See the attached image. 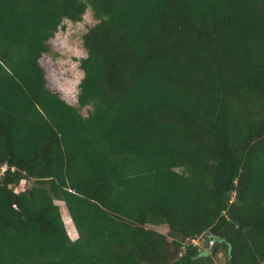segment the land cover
<instances>
[{
  "label": "trees",
  "instance_id": "obj_1",
  "mask_svg": "<svg viewBox=\"0 0 264 264\" xmlns=\"http://www.w3.org/2000/svg\"><path fill=\"white\" fill-rule=\"evenodd\" d=\"M87 9L73 105L39 58ZM215 256L264 264V0H0V264Z\"/></svg>",
  "mask_w": 264,
  "mask_h": 264
},
{
  "label": "rangeland",
  "instance_id": "obj_2",
  "mask_svg": "<svg viewBox=\"0 0 264 264\" xmlns=\"http://www.w3.org/2000/svg\"><path fill=\"white\" fill-rule=\"evenodd\" d=\"M95 22L96 20L93 18L90 9H87L82 20L78 22L65 19L62 23L63 27H59L48 40L50 50L39 58V63L46 78V86L73 105L77 104L78 84L83 76V71L80 68V59L86 55L82 36ZM82 113L86 114V108L82 109ZM19 184L17 190L23 186L22 183ZM25 184L28 185L29 183ZM55 202L61 208L62 218L66 219L71 237L76 238L78 235L76 234L75 227H73L71 218H69L70 215L66 206L63 202L57 200ZM66 213L69 215V220H67ZM153 227L163 233H167L168 231L165 224ZM66 229L68 232L67 227ZM208 240L200 237L195 239L194 243L199 244L205 252H210L214 247L215 239ZM214 258L217 260V264L223 263L222 258H217L216 256Z\"/></svg>",
  "mask_w": 264,
  "mask_h": 264
},
{
  "label": "crops",
  "instance_id": "obj_3",
  "mask_svg": "<svg viewBox=\"0 0 264 264\" xmlns=\"http://www.w3.org/2000/svg\"><path fill=\"white\" fill-rule=\"evenodd\" d=\"M58 201V200H57ZM61 202V201H60ZM64 204V203H63ZM66 215H67V218L69 217V215L66 213ZM70 218V217H69ZM74 227V226H73ZM75 231H76V229H75ZM76 234H77V231H76ZM78 235V234H77ZM77 237V236H76ZM72 239H74L73 237H71Z\"/></svg>",
  "mask_w": 264,
  "mask_h": 264
},
{
  "label": "water",
  "instance_id": "obj_4",
  "mask_svg": "<svg viewBox=\"0 0 264 264\" xmlns=\"http://www.w3.org/2000/svg\"><path fill=\"white\" fill-rule=\"evenodd\" d=\"M210 233L209 232H207V235H209ZM211 244H212V242H211Z\"/></svg>",
  "mask_w": 264,
  "mask_h": 264
},
{
  "label": "bare ground",
  "instance_id": "obj_5",
  "mask_svg": "<svg viewBox=\"0 0 264 264\" xmlns=\"http://www.w3.org/2000/svg\"><path fill=\"white\" fill-rule=\"evenodd\" d=\"M67 220H69V219L67 218Z\"/></svg>",
  "mask_w": 264,
  "mask_h": 264
}]
</instances>
